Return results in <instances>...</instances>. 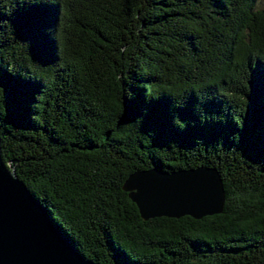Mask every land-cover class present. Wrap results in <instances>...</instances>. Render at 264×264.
Listing matches in <instances>:
<instances>
[{
  "label": "trees",
  "instance_id": "trees-1",
  "mask_svg": "<svg viewBox=\"0 0 264 264\" xmlns=\"http://www.w3.org/2000/svg\"><path fill=\"white\" fill-rule=\"evenodd\" d=\"M0 151L98 264H264V4L0 0ZM198 166L220 213L143 220L122 190Z\"/></svg>",
  "mask_w": 264,
  "mask_h": 264
},
{
  "label": "water",
  "instance_id": "water-1",
  "mask_svg": "<svg viewBox=\"0 0 264 264\" xmlns=\"http://www.w3.org/2000/svg\"><path fill=\"white\" fill-rule=\"evenodd\" d=\"M122 190L143 220L184 215L199 219L220 213L225 201L221 176L208 166L136 170L123 181ZM0 264H98L78 252L47 209L6 166L1 151Z\"/></svg>",
  "mask_w": 264,
  "mask_h": 264
},
{
  "label": "rangeland",
  "instance_id": "rangeland-1",
  "mask_svg": "<svg viewBox=\"0 0 264 264\" xmlns=\"http://www.w3.org/2000/svg\"><path fill=\"white\" fill-rule=\"evenodd\" d=\"M259 3L262 5L264 4V0H259Z\"/></svg>",
  "mask_w": 264,
  "mask_h": 264
}]
</instances>
